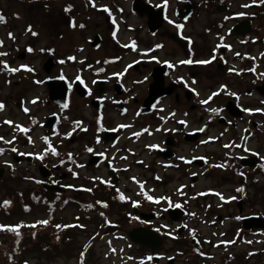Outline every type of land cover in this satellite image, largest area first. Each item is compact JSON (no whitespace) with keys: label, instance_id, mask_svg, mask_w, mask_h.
Masks as SVG:
<instances>
[{"label":"flooded vegetation","instance_id":"af4514ba","mask_svg":"<svg viewBox=\"0 0 264 264\" xmlns=\"http://www.w3.org/2000/svg\"><path fill=\"white\" fill-rule=\"evenodd\" d=\"M78 1L60 5L65 20L60 25H64L65 33L57 35V38L65 37L69 44H78L77 51L58 58L52 46L57 38L52 36L50 46L39 50V54H48L46 64L42 65V77L35 70H22L18 79L27 77L35 87H44L46 94L44 97L37 94L33 109L26 101L18 103L30 109L26 122L30 131L23 134L15 129L7 140L15 137L16 144L23 140L24 145L22 148L17 145L18 150L29 145L33 153V142L38 140L36 134L40 131L43 148L48 147L43 139L47 137L59 153L58 156L49 153L42 161L34 158L37 167L47 168L46 176L37 178L41 186L56 185L66 195L111 193L114 202L105 199L109 202L107 205L127 204L124 213L118 215V221L151 229L158 233L161 241L170 240L175 246L183 236V240L202 241L193 233L198 232V228L191 226L198 225L201 219L210 226L232 221L238 226L231 239L247 238L237 232H242L243 225H254L264 218L261 202L253 203L257 205L254 208L245 207L253 195L252 184L264 188L261 182L264 178V113L244 111L264 109V77L261 76L264 73V56L261 55L264 53V4H251L249 12L242 8L229 11L218 5L220 18L216 16L207 21L196 32L190 29L189 21L202 5L200 1L173 0L172 6V0H167V7H163L164 0H158V5L145 0L158 9L145 7L142 16L147 35L157 40L150 42L146 37L145 46L133 51L123 47L132 41L119 38L118 27L112 26L109 15L101 13V8L92 7L89 0ZM36 2L31 1L33 7L29 14H34L30 16L38 21L45 15L35 10ZM69 5L72 10L66 13L64 9ZM72 20L77 27L70 26ZM80 24L85 27L80 28ZM175 24L184 27L177 29ZM28 26L39 34L40 29L35 24L28 22L25 30ZM87 30L90 31L84 34ZM9 33L13 31H5L7 39ZM96 36L99 37L97 43L93 41ZM156 45L162 47L156 48ZM24 47V50L33 49L31 45ZM185 59L212 62L181 64ZM62 60L64 63H60ZM169 63L173 67H168ZM253 68L254 72L249 71ZM51 71L54 73L50 74ZM61 75L64 79L59 78ZM221 86H225L223 90ZM50 91L54 100L49 98ZM214 92L219 94L208 104L201 103ZM64 104L68 107L64 108ZM213 108L219 111L213 113ZM201 128L205 130L199 131ZM25 136L31 137L32 142L28 143ZM225 144L241 147L225 148ZM88 148L93 151H87ZM24 158L31 160L27 155ZM217 164L228 166L213 167ZM1 166L5 172L9 168L7 162ZM140 184H143V192ZM237 188L244 191L237 192ZM215 193L229 202L225 203ZM145 194L154 200L168 198L173 206L169 207L167 199L153 203ZM120 195L125 199L121 200ZM231 197L235 199L230 200ZM176 204L181 207L176 208ZM227 208L232 211L225 212ZM147 214L149 218H145ZM250 232L262 234L255 229ZM225 234L214 241L229 239ZM247 239L252 243L246 244L252 246L254 238ZM133 245L149 253L147 248ZM251 246L248 254L264 256L263 249ZM196 253L198 256L207 254L201 250ZM248 254L247 257L254 256Z\"/></svg>","mask_w":264,"mask_h":264},{"label":"rangeland","instance_id":"374dc122","mask_svg":"<svg viewBox=\"0 0 264 264\" xmlns=\"http://www.w3.org/2000/svg\"><path fill=\"white\" fill-rule=\"evenodd\" d=\"M195 1H200L202 4L198 12L189 21L190 29L196 32H199L207 21L215 19L216 16V19L220 18L221 14L217 11L218 5H224L229 11H237L242 8L248 12L249 6L243 7V5H250L253 2V0H207L205 3L204 0ZM70 2L74 3V0H39L35 3V10H41V13L45 16H42L40 20L37 21L34 20V17L30 16V14L33 16L34 14H29V11L33 7L31 4L20 0H0V9H3L4 13L7 15V23L4 25L0 24V39L3 38L5 42V48L1 50L8 53L6 58L14 64L24 60L25 63L31 64L38 75L42 77V65L46 64L45 59L48 54H39V50L40 48L50 46V39L52 36L55 39L57 35L65 33L64 25H60L65 23L60 5H67ZM80 2L82 1L79 0L78 3ZM95 2L98 5L110 4L114 12L118 14V21L122 24L119 38H122L124 41L134 39L138 42L140 48L145 46L146 37L150 42H156L157 39L155 37L147 35L148 31L145 27V20L136 13L131 12L130 5L132 0H95ZM174 4L175 1L172 0L170 5L173 6ZM119 8H121L122 11L119 12ZM15 13H18L19 17ZM98 20L99 18L96 17L95 21L98 22ZM28 22L35 24L36 27L40 29L38 30L39 34L37 37H31V33H27L25 30V24ZM6 30L13 31L14 40L6 38ZM59 30H62V32ZM90 30L85 31L84 34L88 33ZM25 45H31L34 51L27 54L25 53L23 57H19V55L23 53ZM77 45L78 44L75 46L74 44H69L65 37H58L56 41L52 42V46H54L53 50L60 59L64 57V53L77 51ZM53 73L52 71L50 72V74ZM70 73H72V71ZM22 74L23 73H20L17 76L10 77L11 75L5 73L0 66V100L6 102V108L0 112V123L4 116L18 122H27L29 117L20 112L18 103L20 101H26V105H28L27 102L30 96L39 94L44 97L46 94V91L43 89L44 87H35L27 77L23 76L21 79H18ZM45 74L46 73H44V75ZM28 76H30V74H28ZM34 106L31 108L33 109ZM11 130L13 129H8L0 124V137L1 135H6L7 132ZM39 134L40 131L36 134L38 140L35 146L38 145L40 148L43 142L40 141ZM8 136L9 135H7V137ZM3 145V141H0V147H3ZM7 159L11 161L13 155L10 154L5 160L8 161ZM2 161L3 160L0 159V165ZM37 178H40L37 162L33 161L14 163L6 173L1 174L0 223L29 222L42 219L47 215L45 205L43 204L44 202H41V197L47 196L50 198V195L54 192L46 195L44 192L46 189L37 182ZM221 181L224 180L221 179ZM261 182L264 183V178H262ZM251 191H253V195H251L249 202H246L245 207L249 209L254 208L257 207V205L253 203L261 202L260 211L264 216V188H260L257 184H252ZM110 194L111 193H100L96 195L93 194L92 196L82 194L75 200H78L79 203L82 204L89 201L93 203L97 198L104 197V199H109L110 202H114L112 201L113 195ZM66 196H69L68 198L71 199V195ZM5 201H9L10 204L5 205ZM58 204L62 205V200H59ZM124 206H127V204L114 205L113 203V206L109 205L106 208L99 206V213L98 211L96 212L99 215L97 217L92 214L81 217L74 206H56L54 212L55 222L56 220H58V222H79V225H83L84 227H74L68 230V233L63 232L61 239L66 241L63 247L57 245L59 240L51 238L50 236L41 238L36 244L27 245L24 250V247H21L20 250H23V259H25L26 264H80V253L83 251L85 253L83 257L84 264H140L141 260L144 261V264H212L213 262H217L218 264H264V256L262 254L258 253L254 256L247 257V250L251 245H247L246 243L237 242L227 246L219 244L218 247L213 245V242H215L214 240L223 237V233H226L225 237L230 239L238 224L227 221L226 223L224 222L225 224L221 222L215 224V226H210L204 223L203 219L197 222L198 225H191L198 228L199 231L196 232L195 230L193 233L197 237L199 236V240L202 238V241L200 240L201 243H197L198 240L194 242L190 239L183 240V236L181 237V241L178 242L179 245L175 246L174 242L166 239L165 241H161L158 245V250H160L159 253L162 254V256L160 258L152 257V260L155 262H147V257H149L148 254L140 251L137 246L133 244L130 245L129 243L132 241L126 236L134 228L143 226L126 224L124 222L125 220L123 222L117 220L118 215L124 213ZM25 209L28 210L26 211ZM230 211H232V208L225 209V212ZM101 212L107 214L109 218L108 221L111 225L102 223L104 220L102 217V219H100ZM116 220L118 221V225L115 226L114 222ZM195 222L196 221H194V223ZM255 223L258 224L260 222ZM250 229L245 230L244 228L241 233H244L247 238H254V244L251 247L254 246L253 249L261 250L264 246V236L255 233L252 235V232L248 233ZM4 236L7 237L5 242H9L10 237L7 236V234ZM0 239L3 240L2 233H0ZM23 240L26 244L33 241L28 236H25ZM109 242L111 243V248L116 249L115 253L110 251ZM49 245L53 246L49 247ZM197 250L206 252V256L196 255ZM208 253L211 254L208 255ZM17 254L20 257V252H17ZM0 256L3 257V253L0 252ZM129 257H132V259H128Z\"/></svg>","mask_w":264,"mask_h":264},{"label":"snow or ice","instance_id":"6c2138e0","mask_svg":"<svg viewBox=\"0 0 264 264\" xmlns=\"http://www.w3.org/2000/svg\"><path fill=\"white\" fill-rule=\"evenodd\" d=\"M253 2L255 3L256 0H253ZM89 3H91L92 7H94V8L96 7L95 3H93L92 0H89ZM259 3H260V4H264V0H259ZM248 6H249V5H243V7H248ZM163 7H167V0H164ZM71 10H72V6H71V5L67 6V7L64 9V11H65L66 13H67V12H71ZM102 10H103L104 12L108 13L109 16H111V12H110V10L108 9L107 6H104ZM0 23H6V18H5L2 14H0ZM113 23H115V20H114V19H113ZM168 23H169V24H173V21H172V20H168ZM70 26H71L72 28L77 27V25H76V23H75L74 20H72V21L70 22ZM79 27H80V28H84L85 25L80 24ZM175 27H176L177 29H182V28L184 27V25H182V24H175ZM26 31L29 32V33H31L32 36H37V35H38V33L32 31L31 26H28V28L26 29ZM8 35H9V39H13V40L15 39V37H14V35H13L12 33H9ZM112 35H113V38H115L116 33L113 32ZM221 39H222V38H221ZM2 47H3V41H0V48H2ZM123 47H128V48H131L133 51H135L137 45H136V42H135V41H132L130 44L123 45ZM160 47H162V45H156V48H160ZM224 47H229V46H228V45H224ZM26 51L29 52V53H31V52L34 51V49H32L31 47H28V48L26 49ZM41 51H44V50L41 49ZM7 55H8L7 52L0 51V57H5V56H7ZM237 55H239V53H237ZM261 55L264 56V53H262ZM68 59L71 60V59H74V57H69ZM212 59H215V57H213ZM253 59H254V58H253ZM194 62H195V63H198V64H201V65H207V64L211 63L212 60H199V61H193L192 59H185V60L180 61L181 64H192V63H194ZM60 63H64V61L62 60V61H60ZM0 65H2V70L6 71V72L9 73V74L18 73V72H20V71H22V70L25 71V72H34V69L31 68V67H29V66H27V65H20L19 67H15V68H14V67H10L9 64H8L6 61H3V60H0ZM129 67H131V65H129ZM168 67L171 68V67H173V65L169 63V64H168ZM101 71H103V69H101ZM230 71H232V70L230 69ZM249 71H253V72H254L255 69H254V68H253V69H249ZM237 74H239V73H237ZM261 76L264 77V73H262ZM59 78H60V79H64L63 75H61ZM76 79L79 80L81 83H83V81L81 80V78H80L79 76H77ZM36 83H41V81H36ZM193 83H195V81H193ZM69 87H71V85H69ZM224 87H225V86H221V90H223ZM218 94H219V93H216V92L212 93V95L208 98V100L201 101V103H202V104H208L209 101L212 99V97H214V96H216V95H218ZM232 95H236V94H235V93H232ZM36 102H37L36 100H33V101H32V103H36ZM262 103H264V101H262ZM63 107H64V108H67L68 105H67V104H64ZM4 108H5V105H4L2 102H0V111H3ZM23 110H24L25 113H28V111H29V109H27V108H24ZM211 111H212L213 113H217L219 110L213 108V109H211ZM244 111L249 112V113H251V112H253V111L264 113V109H255V110H252V109H244ZM173 115H174V114H173ZM77 123H79V122H77ZM180 123H185V122H184V121H180ZM4 124L9 125V126H12V125H13V122H12V121H8V120H5V121H4ZM121 127H128V126H127V125H121ZM15 128H16L17 130H19L20 132H22V133H28V132L30 131V129H28V128H26V127H22L21 125H18V124L15 125ZM158 130H159V129H158ZM204 130H205L204 128L199 129V131H204ZM245 131H248V130L245 129ZM134 135L139 136L140 133H134ZM14 139H15V137L13 138V140H4L3 137H0V141H3V143H5V144H11V143H13ZM43 139H44L45 144L48 145V147L45 149V151H44L43 153H41V154H36L34 158L42 161V160L44 159V156L47 155V154H49V153H50L51 155H53V156H58L59 153L57 152V150H56L54 147H52V146L49 144L48 138H47V137H44ZM210 139H212V138H210ZM245 139H246V138H245ZM31 142H32V141H31V137H29V143H31ZM98 142H99V141H98ZM207 142H208V141H204L203 143H207ZM153 147H154V146H153ZM224 147H225V148H229V147H241V145H229V144H225ZM244 150H245V151H248L247 148H245ZM4 151H5L4 148H0V155H3V154H4ZM11 151H12V152H18L17 148H15V147H12V148H11ZM87 151L92 152L93 149L88 148ZM18 154H19V155H25V153H18ZM28 155H32V154H28ZM69 159H71V154H69ZM181 159H183V158H181ZM201 159H203V158H201ZM185 162H186V163H190V161H185ZM9 166H11V165H9ZM227 166H228V165H226V164H217V165H213V167H217V168H225V167H227ZM262 167H264V166H262ZM239 174H240V175H243V173H239ZM132 179L135 181V178H134V177H133ZM157 179H159V178L157 177ZM38 182H39V181H38ZM140 188H141V190H142V192H143V184H140ZM84 191H89V192H90L91 189H84ZM117 191H119V190H117ZM177 191H178V192H181L182 190H181V189H178ZM236 191H237V192H243L244 189H243V188H237ZM200 195H204V193H200ZM215 195L219 196V198H220L222 201H224L225 203L229 202L228 200H225V198H224L221 194H219V193H215ZM145 196H146V199H147V200H149V201H151V202H153V203H156V204H159V203L161 202V199H167V200H168L169 207H172V206H173L172 203H171V200L168 199V198H159V199H155V200H154L153 197H151V196H147L146 194H145ZM119 198H120L121 200H124V199H125V197H124L123 195H120ZM234 199H235V197H231V198H230V200H234ZM97 203L100 204V206L103 207V208L108 207V205H107L106 203H104V202L97 201ZM4 204H5V205H8V204H10V202H9V201H5ZM88 207H92V206L89 205ZM175 207H176V208H180L181 205H180V204H176ZM25 210L27 211L28 209H25ZM164 211H167V209H164ZM100 215L103 216L104 213L101 212ZM190 215H194V214H190ZM77 219H78V218H77ZM236 219H240V217H236ZM38 223L46 226V225H48L49 221H48V220H42V221H39ZM21 227H33V228H34V227H36V224H32V225H16V226H3V225H0V231H9V232L14 233L16 236H19V235H20V228H21ZM56 227H57V228H60L61 225H56ZM63 227H81V228H83L84 226H83V225L76 224V225H65V226H63ZM57 239H59L58 236H57ZM235 242H236L235 240H232V241H227V242L222 241L221 243L234 244ZM245 242H246V243H249V244L252 243V241H250V240H249V241H245ZM197 243H199V241H197ZM215 246L218 247L219 245H215ZM109 247H110V251H112L113 253L116 252V249H115V248H111V243H110V242H109ZM121 251H122V250H121ZM84 255H85V253L82 251V252L80 253V257H81L80 264H84V261H83V257H84ZM201 255H203V253H201ZM248 255L251 256V255H254V253H249ZM128 259H132V257H129ZM147 260H149V261L152 260V257H151V256L147 257ZM140 264H144V261L141 260Z\"/></svg>","mask_w":264,"mask_h":264},{"label":"trees","instance_id":"16d2710c","mask_svg":"<svg viewBox=\"0 0 264 264\" xmlns=\"http://www.w3.org/2000/svg\"><path fill=\"white\" fill-rule=\"evenodd\" d=\"M53 210L54 209L52 206L48 207V216L45 219H43L49 221L48 225L46 226L39 224L38 222L42 221L39 220L35 223H32V224H36V227L34 228L21 227L19 236H16L14 233L9 231H0V233H2L3 236V240L0 239V252L3 253V257L0 256V264H26L25 259H23L22 251L25 249L27 245L36 244L41 240V238H45L47 236L59 240V242L57 243L59 247L64 246V243L66 241L61 239L62 238L61 235L63 232L65 233L69 229L68 227H63L66 224L54 221ZM32 224H25L24 222H18V223H8L3 226L32 225ZM56 225H61V227L57 228ZM6 234L7 236L10 237L9 242H5L6 241L5 239H7V237L4 235ZM25 236H28L33 241L26 244L25 241L23 240ZM57 236L59 237V239H57ZM51 246L53 245H49V247ZM21 247H24L23 250H20ZM17 252H20V257L17 254Z\"/></svg>","mask_w":264,"mask_h":264},{"label":"water","instance_id":"95a60500","mask_svg":"<svg viewBox=\"0 0 264 264\" xmlns=\"http://www.w3.org/2000/svg\"><path fill=\"white\" fill-rule=\"evenodd\" d=\"M134 9L137 10L139 13H142L145 8L141 5L139 0L134 2ZM130 237L137 243L146 245L150 248H154L157 246V237L150 231L144 230L143 228H136L130 232Z\"/></svg>","mask_w":264,"mask_h":264}]
</instances>
